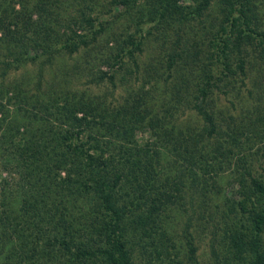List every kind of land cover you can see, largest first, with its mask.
Listing matches in <instances>:
<instances>
[{
    "label": "trees",
    "instance_id": "16d2710c",
    "mask_svg": "<svg viewBox=\"0 0 264 264\" xmlns=\"http://www.w3.org/2000/svg\"><path fill=\"white\" fill-rule=\"evenodd\" d=\"M139 1L0 0V170L19 176L16 191L0 190V264H198L196 215L213 236L218 264H264V168L257 174L252 164L264 149V116L254 118V109L226 117L213 106L216 92L249 78L248 67H263L264 0H218L216 33L196 43L184 35L214 0H149L150 22L162 31L171 24L180 52L159 63L164 78L147 68L119 107L60 90L66 80L55 85L57 74L40 89L55 57L86 53L110 18H126ZM111 36L106 44L117 45L100 63L111 73L89 64L70 72L113 85L129 63L138 67L143 36ZM208 37L215 53L203 49ZM30 64L37 65L34 92L27 81H8ZM263 73L249 94L264 104ZM160 78L158 95L151 82ZM180 109L194 112L200 126L174 125ZM146 132L154 143L138 141ZM231 184L234 197L224 189ZM170 211L191 212L182 229L167 222Z\"/></svg>",
    "mask_w": 264,
    "mask_h": 264
},
{
    "label": "rangeland",
    "instance_id": "374dc122",
    "mask_svg": "<svg viewBox=\"0 0 264 264\" xmlns=\"http://www.w3.org/2000/svg\"><path fill=\"white\" fill-rule=\"evenodd\" d=\"M108 1L110 0H98L99 3H107ZM185 3H187L186 5H189L188 1H186ZM149 6V0H140L138 5L139 9L136 10L138 7L131 9L132 11L128 13L126 18L120 17L118 20H113L110 18L109 23H111L112 25L111 28L106 29L104 33H101L97 37L95 42H91L89 44V49L86 50V53H84L85 51L80 49L73 55H68L64 53L61 56L55 57L53 66L51 68L49 66L44 69L43 81H41L40 85L41 91L49 90V83H52L54 81L52 80V77L57 74V77L55 79V85L61 83L63 80H66L64 82L65 89L61 88L60 90L70 91L74 94H79L80 92L85 91L86 93L90 94V97H97L101 100H104L105 105L112 108L121 106L125 99L133 95V93L141 86L143 77L147 74V68L153 69V74L157 70L156 74H154L155 76L158 74L163 75L162 72L159 70V63H162L163 60L166 61V56H171L173 54V51L180 52V49H177L174 44L175 32L177 30L174 28H170V22H168V24H170L168 29H165L163 31L161 30V25L156 26V21L154 23L150 22L151 16L147 15L148 11L150 10ZM220 7L223 8V4L219 3L218 0H214L210 5L209 9L206 11V14H204L203 18L200 20L202 22L199 24V28L196 24L194 30L189 33L186 32V34L184 35V40L186 41V38L189 37L188 41H193V43H196V41L200 42V39L202 41V39L205 38L206 35L208 36L210 34L211 36V34L215 32L218 28L220 18ZM122 9L123 7L121 5L117 6V8H115V12L118 14L119 12L123 11ZM75 11V8H71L69 10V13H71L70 15L75 16L77 13H75ZM94 11L96 13L97 11L99 12V10L97 9H94ZM135 11H138L141 14L140 17H138ZM106 17L107 16L104 15V18ZM262 19L264 21V14ZM58 24L62 25L63 23L58 22ZM62 30L63 29L61 28V33ZM129 33L134 34L136 40L139 39V35L143 36L141 50L135 52L138 67L133 66L132 63H129L130 66L128 70H126V73L119 72L115 77L113 85L108 83V81L103 82L101 84L92 85L90 82L91 80L86 76L80 74V72H70V70H72L74 67L80 69L81 67H83V65L85 66L86 64H89V66L92 68H98L101 71L111 73L112 70L108 66H101L100 63L103 56L106 54L108 55V48H115L117 42L115 40H111L108 44H106V40L111 38V35L119 36L121 34L126 35ZM111 39H113V37ZM211 40L212 39H210L209 37L206 39V44L204 45L203 49L208 50L211 53H215L217 49L215 48L214 43H210ZM183 49L184 48H182L181 50ZM33 53L34 52H31V54ZM255 68H257L259 71L256 69L251 70L250 67H248L247 74L249 78L244 79V82L242 79L237 80L235 90H231L228 94L216 92V94L213 96V106L215 107L216 111H220L221 113L225 114L226 117L232 115L236 118H239L242 115V112L253 111L254 109H256V115L254 116V118L257 115L264 116V104L256 102L254 100V95L252 97L249 94V91H252L254 89V86L252 85V79H257L259 81L257 76H260V69L264 71V64L263 67L260 66V64H257L255 65ZM36 75L37 65L33 66L30 64L22 70L10 73L8 81H27L28 85L26 84L27 86L25 87L33 91V85H35L38 80ZM66 75L67 78L65 77ZM163 78H160V80L155 79L153 80V82H151L157 87L158 95L162 91V85L164 84ZM56 87V89H58L59 85H57ZM255 90L256 88L254 89V91ZM181 112L182 109H180L179 112L175 113V116L173 118L174 125H195L196 127L200 126L201 121L200 119L196 118L194 112L185 111L183 114ZM137 139L142 144L145 142L154 143L155 141V139L152 138L148 132L138 133ZM262 151L264 152V149H262ZM263 152L260 151L258 155L254 156L256 160L252 163L254 171L257 174H260L262 172V169L264 168ZM226 177L229 178V173H227ZM2 180H7L9 186L0 187V190L4 188V190H7L9 193H11L12 191H16V189L18 188V175H14L11 178V176L7 175L6 172L0 170V186L3 185ZM224 189L228 196L234 197L238 187L237 185L231 184L230 186L225 187ZM189 210H191V208H189L188 211ZM169 214L171 215L170 218H168L167 222L171 223L173 228H175L176 230L183 228L185 220L188 216H190L191 212H189L188 214L180 213L178 215L177 211H170ZM196 217L197 215L194 216V219L192 220L193 227L191 230L195 238V244L198 247V264H218L217 259L213 258L211 254L210 246L213 242V236L207 231H202V227H198V225H200V221H198ZM173 241V244L177 245L179 250H182V248L179 247V242L177 241L176 237L173 239ZM180 243L183 244V246L185 244L182 242V239ZM216 247L220 249L218 253L222 254V248H219L221 246L218 245ZM218 259L220 260L221 256ZM221 263L223 264V262Z\"/></svg>",
    "mask_w": 264,
    "mask_h": 264
}]
</instances>
